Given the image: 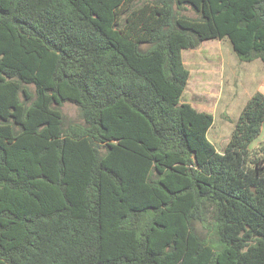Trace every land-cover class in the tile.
Instances as JSON below:
<instances>
[{"label": "trees", "instance_id": "trees-1", "mask_svg": "<svg viewBox=\"0 0 264 264\" xmlns=\"http://www.w3.org/2000/svg\"><path fill=\"white\" fill-rule=\"evenodd\" d=\"M212 39L264 63V0H0V264H264V94L223 153L182 102Z\"/></svg>", "mask_w": 264, "mask_h": 264}, {"label": "rangeland", "instance_id": "rangeland-1", "mask_svg": "<svg viewBox=\"0 0 264 264\" xmlns=\"http://www.w3.org/2000/svg\"><path fill=\"white\" fill-rule=\"evenodd\" d=\"M147 1L153 0H139L140 3ZM184 14L196 17L191 10ZM183 59L191 76L182 102L214 116L208 137L218 152L223 153L245 106L264 88V63L260 59L241 60L229 39L204 41L197 49L183 51ZM61 110L66 122H80L76 104L66 102ZM262 146L264 127L251 148L259 152ZM203 231L207 234L205 229Z\"/></svg>", "mask_w": 264, "mask_h": 264}, {"label": "crops", "instance_id": "crops-1", "mask_svg": "<svg viewBox=\"0 0 264 264\" xmlns=\"http://www.w3.org/2000/svg\"><path fill=\"white\" fill-rule=\"evenodd\" d=\"M261 92H262V93H264V88H263V89H261Z\"/></svg>", "mask_w": 264, "mask_h": 264}]
</instances>
